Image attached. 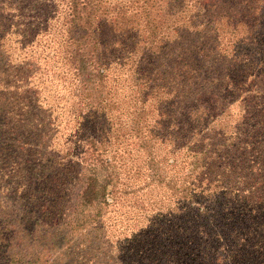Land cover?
I'll use <instances>...</instances> for the list:
<instances>
[{
  "label": "trees",
  "instance_id": "1",
  "mask_svg": "<svg viewBox=\"0 0 264 264\" xmlns=\"http://www.w3.org/2000/svg\"><path fill=\"white\" fill-rule=\"evenodd\" d=\"M41 223L46 264H264V0H0V264Z\"/></svg>",
  "mask_w": 264,
  "mask_h": 264
},
{
  "label": "rangeland",
  "instance_id": "2",
  "mask_svg": "<svg viewBox=\"0 0 264 264\" xmlns=\"http://www.w3.org/2000/svg\"><path fill=\"white\" fill-rule=\"evenodd\" d=\"M35 84H38L37 80ZM28 120L36 124L38 119L36 117L34 118L33 116H30V119ZM9 166L12 167V164H9ZM19 167L22 168V166H19ZM30 177H32L33 180H30ZM30 177L28 173L25 172V169L23 167V171H21V179H19L20 180L19 183L25 185L26 189L27 188L29 189L31 188V186H34V189L33 188L31 189L34 190L35 192H30V191L25 192L23 193L20 199H17L15 196H13L15 192H12V191L4 192V194L8 195L6 196V198L3 199L5 202L4 204L5 206L7 205L12 206L14 204L18 210L23 207V209L28 212H29V209L31 208V204L34 207L38 206L37 202H35V199L37 198L39 199V194L36 191L37 186L35 185L37 184L35 180L37 177V174L33 173V175ZM9 186L11 185L9 184ZM13 188H16V185ZM19 214H21V212H19ZM37 225L38 226L35 228L38 233V235L36 236V239L34 241L32 240V242H31V238H25V240H23L24 241L23 243H26L29 245V252H31V255H33L31 256L32 258H31L30 263L34 262V264H46L44 263L46 261L48 263H52L53 260L59 261L57 257L58 254L68 249V247L74 243L75 238L78 236L77 234L71 235L69 239H70V242L72 243H69V244L64 243V245L61 247L60 245H61L62 236L63 234L66 233L65 228L62 229L59 233L57 227L55 226V227H51V229L48 232V231H43L45 227L44 224L41 223ZM31 226L32 224L30 222L28 228H30ZM66 263H67V260H66Z\"/></svg>",
  "mask_w": 264,
  "mask_h": 264
}]
</instances>
